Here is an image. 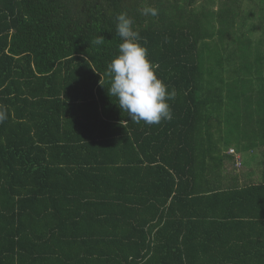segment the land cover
Wrapping results in <instances>:
<instances>
[{
    "label": "trees",
    "instance_id": "1",
    "mask_svg": "<svg viewBox=\"0 0 264 264\" xmlns=\"http://www.w3.org/2000/svg\"><path fill=\"white\" fill-rule=\"evenodd\" d=\"M239 1L0 0V264H264V173L225 171L264 170V54L214 41ZM121 12L171 120L134 123L108 94Z\"/></svg>",
    "mask_w": 264,
    "mask_h": 264
},
{
    "label": "clouds",
    "instance_id": "2",
    "mask_svg": "<svg viewBox=\"0 0 264 264\" xmlns=\"http://www.w3.org/2000/svg\"><path fill=\"white\" fill-rule=\"evenodd\" d=\"M144 16L157 17L155 7H145ZM116 34L120 37L119 54L108 64L105 76L110 97L117 99V105L134 123L142 121L147 125L159 124L162 120H171L172 113L168 101L176 97L175 89L157 77L156 65L148 59L147 48L139 43L140 33L134 28V18L127 12L116 17ZM105 38L97 36L92 43L102 45ZM8 118L7 109L0 106V123Z\"/></svg>",
    "mask_w": 264,
    "mask_h": 264
},
{
    "label": "rangeland",
    "instance_id": "3",
    "mask_svg": "<svg viewBox=\"0 0 264 264\" xmlns=\"http://www.w3.org/2000/svg\"><path fill=\"white\" fill-rule=\"evenodd\" d=\"M188 0H178V6H184V2ZM197 2L203 0H196ZM231 1V0H230ZM253 0H240L238 3L232 6L234 12L236 13L235 16L230 15L224 20V25H221V31H224L223 35L219 32L218 36L215 37V44H217V50L220 54V57L226 56V53L233 51L235 48L239 52V54L245 55L248 57L246 64L251 65L259 63V57L257 51H261V54H264V50L259 48L258 40H264V11L260 12V16H254V4ZM256 3H263L264 0H255ZM198 4L191 6V8H187L189 13L197 14L200 7H196ZM206 8V4H205ZM232 8L228 7L226 10L229 11ZM236 19V20H235ZM204 31L206 30V19L204 22ZM219 22H217V26H219ZM257 28V29H256ZM256 29V31H255ZM199 31H201L199 29ZM206 45V44H205ZM204 62L206 63V50L203 52ZM239 60H235V64L239 65ZM205 67V66H204ZM206 68V67H205ZM226 68H228V64L226 63ZM226 142V141H225ZM229 142V139H228ZM221 145H223L220 142ZM224 148L226 145L223 146ZM253 152L250 154H246L247 158L252 155ZM226 166L229 167V163H226ZM259 169V168H258ZM240 172L243 170V167L239 168ZM228 173H237V169L231 165L230 168L225 169ZM257 180H262L261 176H247L245 178V182L247 184L255 183Z\"/></svg>",
    "mask_w": 264,
    "mask_h": 264
},
{
    "label": "crops",
    "instance_id": "4",
    "mask_svg": "<svg viewBox=\"0 0 264 264\" xmlns=\"http://www.w3.org/2000/svg\"><path fill=\"white\" fill-rule=\"evenodd\" d=\"M247 173L245 174V172L241 171L240 173V170H237V173L233 174V173H230L229 177H234V176H238L239 177V180H238V183L241 185L245 182V178L247 176H262V174L264 173V170L263 169H256V170H250L249 171H246ZM226 181H228L230 183L231 180H229L228 178L226 179ZM263 180H257V182H255L254 184H259L260 182H262ZM224 187H227V186H224Z\"/></svg>",
    "mask_w": 264,
    "mask_h": 264
},
{
    "label": "built area",
    "instance_id": "5",
    "mask_svg": "<svg viewBox=\"0 0 264 264\" xmlns=\"http://www.w3.org/2000/svg\"><path fill=\"white\" fill-rule=\"evenodd\" d=\"M235 151L232 149V150H230V153H234ZM238 165H240V163H238Z\"/></svg>",
    "mask_w": 264,
    "mask_h": 264
}]
</instances>
